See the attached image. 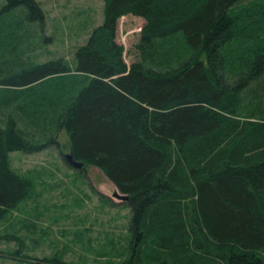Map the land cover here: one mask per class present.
I'll list each match as a JSON object with an SVG mask.
<instances>
[{
    "label": "trees",
    "instance_id": "16d2710c",
    "mask_svg": "<svg viewBox=\"0 0 264 264\" xmlns=\"http://www.w3.org/2000/svg\"><path fill=\"white\" fill-rule=\"evenodd\" d=\"M105 2L104 25L73 61L0 62V92L21 93L13 106L0 98V220L33 188L11 153L43 151L62 129L82 168L129 197L122 264H264V0ZM19 6V26L43 21L36 0H7L0 19ZM130 13L146 23L128 64L116 30ZM178 35L192 52L184 61L157 44ZM57 77L72 82L52 100L43 87Z\"/></svg>",
    "mask_w": 264,
    "mask_h": 264
},
{
    "label": "rangeland",
    "instance_id": "374dc122",
    "mask_svg": "<svg viewBox=\"0 0 264 264\" xmlns=\"http://www.w3.org/2000/svg\"><path fill=\"white\" fill-rule=\"evenodd\" d=\"M36 1L43 9V21L19 26L14 19L26 15L25 6L0 19V62L5 61V67L59 58L73 61L76 49L105 23V0ZM6 3L0 0V12ZM145 23V18L131 13L117 20L116 39L125 46L128 64L140 58L138 46ZM157 44L177 49L183 61L192 55L183 35L160 39ZM146 67L155 69L153 64ZM60 78L48 80L43 87L50 97L54 87L62 90L72 82L68 77ZM2 90L0 98L12 96V106L19 102L14 98L20 99V91L14 95ZM36 92L40 94L37 89L33 94ZM9 109L13 108H3L2 112ZM52 139L43 151L11 153L12 166L33 178V188L29 199L0 220V250L20 251V256L0 255V264H41L43 258L70 264H122L132 253L127 200L115 196L116 186L98 167L77 168L66 160L70 144L64 130H58ZM25 256L28 258L21 260Z\"/></svg>",
    "mask_w": 264,
    "mask_h": 264
},
{
    "label": "water",
    "instance_id": "95a60500",
    "mask_svg": "<svg viewBox=\"0 0 264 264\" xmlns=\"http://www.w3.org/2000/svg\"><path fill=\"white\" fill-rule=\"evenodd\" d=\"M66 159L68 160V162H69L71 165H73V166H75V167H77V168H81V167H83V163L77 161V160L74 158V155H73V153H72L71 151H70L69 154H66ZM115 196L118 197V198H120V199H122V200H127V199L129 198L128 195L121 193L119 190H117V191L115 192Z\"/></svg>",
    "mask_w": 264,
    "mask_h": 264
}]
</instances>
